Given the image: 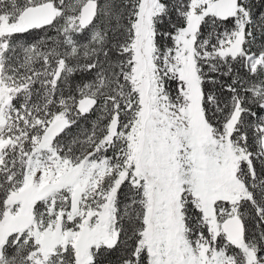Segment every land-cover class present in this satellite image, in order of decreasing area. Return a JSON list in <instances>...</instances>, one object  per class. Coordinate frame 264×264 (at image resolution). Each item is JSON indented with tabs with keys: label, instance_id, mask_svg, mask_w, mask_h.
Returning <instances> with one entry per match:
<instances>
[{
	"label": "snow or ice",
	"instance_id": "obj_1",
	"mask_svg": "<svg viewBox=\"0 0 264 264\" xmlns=\"http://www.w3.org/2000/svg\"><path fill=\"white\" fill-rule=\"evenodd\" d=\"M0 264H264V0H0Z\"/></svg>",
	"mask_w": 264,
	"mask_h": 264
}]
</instances>
